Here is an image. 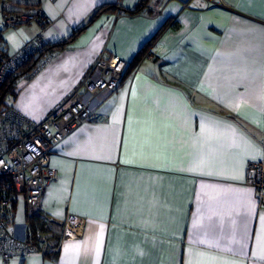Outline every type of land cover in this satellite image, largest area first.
I'll use <instances>...</instances> for the list:
<instances>
[{
  "label": "crops",
  "instance_id": "0c3cea01",
  "mask_svg": "<svg viewBox=\"0 0 264 264\" xmlns=\"http://www.w3.org/2000/svg\"><path fill=\"white\" fill-rule=\"evenodd\" d=\"M185 2L188 5L185 6ZM147 0L107 12L6 97L43 118L65 104L100 55L128 61L115 90L83 97L93 112L57 143L59 177L29 222L32 242L0 264H264V207L247 181L264 157V0ZM141 0H13L43 15L4 26L0 48L67 37L102 4ZM151 56L130 65L157 30ZM78 219V236H63Z\"/></svg>",
  "mask_w": 264,
  "mask_h": 264
},
{
  "label": "built area",
  "instance_id": "2783aa9c",
  "mask_svg": "<svg viewBox=\"0 0 264 264\" xmlns=\"http://www.w3.org/2000/svg\"><path fill=\"white\" fill-rule=\"evenodd\" d=\"M1 1L5 5L3 24L7 28H15L43 15L41 8L12 10L13 0ZM208 1L211 5L225 3L224 0ZM184 4L187 6L188 2ZM43 43L35 37L14 52L0 48V88ZM144 56H151V53L147 51ZM41 63L27 75L37 74ZM127 65L128 61L117 53L100 55L79 87L71 91L69 100L41 119L27 116L5 99L0 107V256L4 260L19 250H39L46 254L59 241L49 240L43 235L44 243L39 245L32 242L29 222L17 219V207L24 206L30 215L33 209L42 206L47 186L59 177V169L51 161L55 146L93 112V106L83 95L90 93L98 98L104 91L115 90ZM246 176L247 181L256 188L259 204L264 207V157L250 161ZM77 221L75 217L68 219L63 233L65 238L78 236Z\"/></svg>",
  "mask_w": 264,
  "mask_h": 264
},
{
  "label": "trees",
  "instance_id": "16d2710c",
  "mask_svg": "<svg viewBox=\"0 0 264 264\" xmlns=\"http://www.w3.org/2000/svg\"><path fill=\"white\" fill-rule=\"evenodd\" d=\"M147 0H141V3L136 5L133 8H124V7H119L117 4H110V3H105L100 5L92 14V16L89 18V20L75 28L67 37L56 41V42H45L43 43L42 47L37 50L36 52L32 53L29 55V57L25 60V62L20 65L17 68V71L12 73L7 81L4 83V85L0 88V107L3 105L5 102V99L8 95V93H15L16 90V85L17 81L20 77L28 74L35 66L39 65L49 54H52L55 51L62 50L64 49L69 43L73 42L77 36L83 32L92 22H94L99 16H101L104 13L107 12H114L119 9H122L124 11H127L129 13H137L143 10L144 6L146 5ZM165 25L161 26L153 38L146 43L139 54L135 57V59L131 62L130 65H136L138 62L142 59V57L145 55V53L148 51V48L150 45L158 38V36L161 34L163 28ZM128 71L125 70L123 77Z\"/></svg>",
  "mask_w": 264,
  "mask_h": 264
},
{
  "label": "rangeland",
  "instance_id": "374dc122",
  "mask_svg": "<svg viewBox=\"0 0 264 264\" xmlns=\"http://www.w3.org/2000/svg\"><path fill=\"white\" fill-rule=\"evenodd\" d=\"M8 98V97H7Z\"/></svg>",
  "mask_w": 264,
  "mask_h": 264
}]
</instances>
